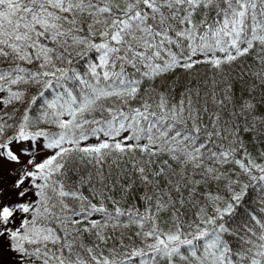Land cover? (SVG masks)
Instances as JSON below:
<instances>
[{"label":"snow or ice","instance_id":"6c2138e0","mask_svg":"<svg viewBox=\"0 0 264 264\" xmlns=\"http://www.w3.org/2000/svg\"><path fill=\"white\" fill-rule=\"evenodd\" d=\"M0 264H264V0H0Z\"/></svg>","mask_w":264,"mask_h":264},{"label":"trees","instance_id":"16d2710c","mask_svg":"<svg viewBox=\"0 0 264 264\" xmlns=\"http://www.w3.org/2000/svg\"><path fill=\"white\" fill-rule=\"evenodd\" d=\"M25 147H27V145L25 144ZM5 261H7L8 257L7 255H5V257L3 258Z\"/></svg>","mask_w":264,"mask_h":264},{"label":"rangeland","instance_id":"374dc122","mask_svg":"<svg viewBox=\"0 0 264 264\" xmlns=\"http://www.w3.org/2000/svg\"><path fill=\"white\" fill-rule=\"evenodd\" d=\"M22 159H24V157L22 156ZM5 257V256H4Z\"/></svg>","mask_w":264,"mask_h":264}]
</instances>
